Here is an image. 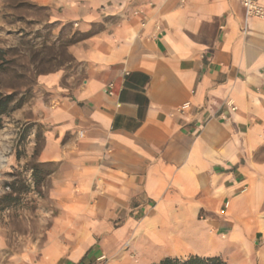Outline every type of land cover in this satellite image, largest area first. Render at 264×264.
I'll use <instances>...</instances> for the list:
<instances>
[{"label": "crops", "instance_id": "1", "mask_svg": "<svg viewBox=\"0 0 264 264\" xmlns=\"http://www.w3.org/2000/svg\"><path fill=\"white\" fill-rule=\"evenodd\" d=\"M15 1L72 26L78 67L39 78L47 238L0 264H264V17L243 0Z\"/></svg>", "mask_w": 264, "mask_h": 264}, {"label": "rangeland", "instance_id": "2", "mask_svg": "<svg viewBox=\"0 0 264 264\" xmlns=\"http://www.w3.org/2000/svg\"><path fill=\"white\" fill-rule=\"evenodd\" d=\"M9 2L0 4V95L12 94L19 107L0 128V254L11 260L43 243L52 222L50 167L36 162L43 136L34 121L51 92L39 78L78 67L69 52L78 36L71 25L50 23L45 8Z\"/></svg>", "mask_w": 264, "mask_h": 264}, {"label": "trees", "instance_id": "3", "mask_svg": "<svg viewBox=\"0 0 264 264\" xmlns=\"http://www.w3.org/2000/svg\"><path fill=\"white\" fill-rule=\"evenodd\" d=\"M13 98L14 97L12 94L0 95V128L3 125V116L10 113L12 110L16 109L17 107H19V105L17 106L12 105ZM154 264H229V263L219 256H212V257L191 256L187 259H181L178 257H166Z\"/></svg>", "mask_w": 264, "mask_h": 264}, {"label": "built area", "instance_id": "4", "mask_svg": "<svg viewBox=\"0 0 264 264\" xmlns=\"http://www.w3.org/2000/svg\"><path fill=\"white\" fill-rule=\"evenodd\" d=\"M243 5L248 14L264 17V7L259 5L256 0H243ZM235 109V107H233Z\"/></svg>", "mask_w": 264, "mask_h": 264}]
</instances>
